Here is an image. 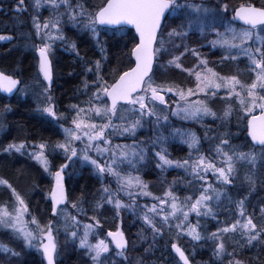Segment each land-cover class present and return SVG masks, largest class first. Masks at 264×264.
<instances>
[{
	"label": "snow or ice",
	"instance_id": "1",
	"mask_svg": "<svg viewBox=\"0 0 264 264\" xmlns=\"http://www.w3.org/2000/svg\"><path fill=\"white\" fill-rule=\"evenodd\" d=\"M85 5L86 0H31V29L18 34L24 47L32 48L38 55V76L47 82V87L33 92L37 104L35 110L59 125L63 140L54 144L48 141H13L2 149L6 153L14 151L22 155L27 152L52 178L45 199L50 200L53 218L42 223L31 213L24 196L7 179L0 177V186L10 189L12 198L11 204L7 201L0 203V230L9 232L13 239L22 242L25 249L35 248L42 252L46 264H57V236L61 231L77 249L84 251L91 264H105L113 245L115 255L123 258L122 264H127L129 240L120 224L101 238L102 226L97 215L88 218L91 222H82L78 218L87 213L83 189L81 195L71 202V209L76 214L68 210L67 170L79 160L82 167L91 168V174L101 185L98 198L91 203L93 212L99 213L105 206H111L114 217H120L126 211H131L133 216L139 214L143 226L136 236L141 242H147L145 230L151 229L152 244L145 249V253L154 251L157 238L162 237L167 229L169 233L175 232L177 237L186 235L192 242L210 244L214 264H224L225 256L230 258L228 264H246V261L237 258L244 248H264V205L259 209L260 223L257 224L253 219L255 211L247 214L248 195L233 200L226 187H235L233 180L238 173V164L246 166L243 181L248 185L249 194L255 191L258 183L264 185V176L259 175L264 167V6L242 3L235 8L233 17L226 20L218 18L217 9L206 6L203 0L201 3L188 0H101L99 4ZM220 7L223 10L220 15L226 16L229 6L222 4ZM45 8L49 15L41 22L40 10ZM14 11L17 13L13 18L16 26H22L25 22L19 19V14L27 11L25 0H17ZM182 12L184 20L181 24L165 33V22ZM236 21L242 22V25L237 27ZM64 25L89 34L100 58L90 60L81 56L76 42L70 41L65 34ZM129 25L135 29L131 37L132 47L125 53L129 66L124 71L113 69L111 79H106L104 65L108 56L105 42L100 39L101 31L119 33L127 38ZM101 26L105 27L102 29ZM193 31H198L201 37L214 34L215 38L208 43L224 53L220 58L221 66L226 62L236 63L241 57L246 58V70L251 79L242 80L240 76L244 70L239 68L236 74L221 75L209 67V61L197 47L190 48L186 43L183 52L172 55L171 51L181 46L174 41H184ZM13 39L12 35L0 34V41L10 42ZM57 41L67 50L75 52L87 65L83 69L86 76L95 75L94 80L83 82V92L88 95V100L81 102L84 106H69L68 113H75L70 122L68 114L58 113L53 97L49 95L53 83V46ZM189 52L197 63L192 68H182L181 58ZM164 55H170V58L159 64ZM157 67L165 71L172 67L181 69L189 77H194V86L158 81ZM41 84L37 79L20 87L18 78L0 71V90L6 93L17 90L26 94L30 88H40ZM90 88L95 90L89 94ZM170 95L174 97L171 103L167 99ZM218 97L223 101L219 112L211 106ZM10 112V105L0 107V132L7 130L4 121ZM233 115H238V133L231 131ZM172 117L204 127L203 139L218 141L209 149L214 155L201 151L202 140L196 131L173 126ZM206 117H211L213 122L219 121L216 128L204 126ZM148 128L152 132L151 137L137 140L139 131ZM239 134H245L244 141L233 144L232 140L239 139ZM117 137L130 139L131 143L114 144L112 141ZM177 140L187 146L188 152L183 159L174 160L170 158L167 145ZM29 148L31 151H27ZM150 153L155 168L160 172L170 168L182 169L189 177L185 187L190 189L191 194L183 199L177 196L176 179L167 184L161 196L150 192L149 184L140 175L141 168L149 162ZM60 154L64 163L53 171L49 157ZM209 173L215 183L209 181ZM106 178L115 180V190L110 183H105ZM121 193L129 202L121 199ZM138 197H150L154 203L141 205ZM225 199L229 211L233 204L236 209L235 219L230 224L217 219L216 208ZM192 213L196 216L195 224L190 221ZM26 216H31V220H27ZM209 217L223 226L205 234L199 230L200 221ZM225 237L231 240L232 251H228ZM132 246L135 247V242ZM171 249L179 257L177 264L180 261L190 264V257L176 242L171 243ZM0 253L8 260L20 256L5 243H0ZM113 264L116 262L113 261ZM136 264L145 262L138 257Z\"/></svg>",
	"mask_w": 264,
	"mask_h": 264
},
{
	"label": "trees",
	"instance_id": "2",
	"mask_svg": "<svg viewBox=\"0 0 264 264\" xmlns=\"http://www.w3.org/2000/svg\"><path fill=\"white\" fill-rule=\"evenodd\" d=\"M221 1L224 2V0H219V4ZM263 2L264 0H252L251 3L257 6H264ZM206 3V5L214 7L218 4V0H209L206 1ZM16 5L17 0H0V34L12 35L14 37V39L10 42L0 41V71L5 72L6 74H11L14 76V78H18L21 81L20 87H23L24 85H30L34 80L37 79H39L42 84L40 88H30L26 94H21L19 91H16V93L12 96H3L0 94V107H3L6 104L10 105L11 112L9 116V122L11 123V127H14V131L18 133V135H27L30 139H35L37 137H54L56 134L51 130L55 127L56 122L53 123L52 118L50 117L45 118L43 115H41L43 117L42 120V118H39L38 116L37 118L32 114V111H34L35 114L36 112L38 113V111L35 110L37 104L34 99L33 92H38L43 87H47V83L43 82L42 76H38L37 54L32 48H25L23 40L19 39L18 36L20 32H26L31 29V15L33 14L31 0H25V7L27 8V11L19 14V19L23 20L25 23L19 27L16 26L15 20L13 19L17 16V13L14 11ZM173 24H179L177 18H171L168 22L166 21L165 29H168L169 27L172 28ZM69 27L66 28L65 34L70 40L76 42L80 55L90 60L97 59L100 53L99 50L96 49L94 41L90 39V35L79 33ZM128 30L127 38L121 36L119 33L113 34L110 32L106 33L103 30L101 31L100 38L103 42H105L108 56V62L104 65V74L106 70L108 73L112 72L113 69L124 71L129 66V60L125 53H127L128 49L132 47L133 41L131 37L134 35V33L132 30ZM121 40L127 41V44L123 45ZM176 41V44H180L181 46L178 49L171 51L172 55H176L178 52H183V45L185 43L190 48L197 47L202 55H206L204 53L205 48L203 47V43L205 44L208 40L204 37H201L197 33H190L184 41ZM34 42L39 43L38 40H35ZM169 47L171 49V46ZM185 55H187L185 60L191 63L192 61L188 59V56L190 57L192 54L189 52ZM54 56L55 58L52 56L53 83L51 85V91L49 92V95L53 97V102L56 105L58 113L68 114L69 120L72 117L71 113H68L69 106L72 104H77L80 101H86L88 99V95L84 94L83 92L82 85L85 80H88L89 82L92 81L90 79H92L93 74H88L87 76L85 75L83 69L87 65L81 62V60L76 56L75 52L67 50L66 46L57 50ZM211 56L215 59L218 58L220 61L221 57H219L217 52H214ZM169 58L170 55H164L161 64L167 61ZM158 63L160 64V61ZM213 64H216V62ZM243 66V64H234L233 66V62H226L223 64V66H221V64H218V66L216 65V69L224 74H231L232 72L236 74L237 68L242 70V68H244ZM177 72L178 71L175 70L174 67L168 68L166 71H160L159 67L156 68V73L160 74V78L168 81L172 78H175ZM245 75L246 73L243 71L240 78L243 79ZM109 78L111 79V76ZM91 90L94 89L90 88L89 94L92 92ZM19 96H23V98L20 99ZM27 98L30 99V103ZM44 119H49L50 122L47 123L44 121ZM60 123L65 122L61 121ZM8 127L10 129V126ZM142 132L143 131L139 132L138 134L140 137H142ZM245 134H241L239 139L244 141ZM53 137L47 139L49 141L55 140ZM129 140L130 139H124V141ZM184 148V146L178 145L175 141L174 143H171L170 146L172 154L177 159H183L184 157L182 156L186 155ZM50 160L52 161L53 166H59V164L62 163V158L60 155H56L55 157L50 156ZM140 172L142 179L150 186L148 190L156 196H160L167 187V184H170L175 178H178V183L175 187L178 193H186V195L191 194L190 189L185 187L187 179L184 178V172L182 169L168 170L166 171L165 175H162V172L155 168L153 160L151 159V154L149 155V162L141 168ZM76 174V176L70 175L66 179V187L69 198L73 197L75 200L81 195V191L83 189L87 201L84 206L88 212L98 216L102 226V235L105 234V230H113L117 224L121 225L122 230L125 231L129 240V247L126 253L128 257L127 264H136L138 257L141 258L145 264H177L178 261L170 249V244L172 242H178L180 244L181 248L185 250L186 255L190 257L192 264H214V262L211 260L212 246L210 244L192 242L191 238L187 237L186 235L177 237L175 232L169 233L167 229L164 230L162 237L157 238L154 251L145 253V249L149 248V246L152 244V235L151 229L148 228L145 230L147 242H141L137 239L136 234L143 226L142 221L139 219V215L133 216L131 214H122L121 217L118 218L114 217V213L107 208H103L99 213L93 212L91 203L99 196L98 190L101 187L100 182L95 176L91 174V170L87 167H82ZM259 175L264 176V171L259 173ZM0 177L7 179L13 185V187L15 186L25 188L29 192L30 188L34 189L35 191L30 194V200L35 204L34 206H36L39 212H45L47 216L46 218H48L50 215V204L48 201H46V199L43 198V193L39 187L43 181L38 169L30 167L26 163L20 162L14 153L1 152ZM114 183L115 182L112 183V186ZM241 185L235 184V187L229 186L226 188V191L232 196L233 200H238L245 195H248L246 204L247 214H252L255 211L253 219L254 222L259 224V209L261 205H264V185H260L258 183L255 191L251 192V194H249L248 185L243 183ZM116 187L117 185L115 184V189ZM9 190L10 189H8L6 186H0V201L4 200L5 196L9 195L7 194ZM146 199L151 200V198L148 197H146ZM227 205L228 201L225 199L221 202L220 206L216 208V211L218 212L217 219L221 222H227L230 224L235 219L236 209L235 205L233 204L231 211H229ZM205 226L208 233H211L215 231L217 227L223 226V224H217L216 220L208 218L206 220ZM166 241L168 242L167 250H165ZM133 242H135V247L132 246ZM225 243L228 246V251H232V242L228 237H225ZM73 245H68L69 248L64 253L63 259L58 260L57 264H81V262L84 261V251L79 250V252H76ZM192 250H194L195 253H192ZM263 255L264 248L258 249V247H246L237 258L240 257L244 261L249 260V264H264ZM228 260L229 257L225 256L224 264H228ZM113 261L115 260H112L109 256L107 263L113 264ZM122 261L123 258L117 257L115 262L116 264H122ZM20 264H42V261L36 259V257H29L26 260L23 259Z\"/></svg>",
	"mask_w": 264,
	"mask_h": 264
},
{
	"label": "rangeland",
	"instance_id": "3",
	"mask_svg": "<svg viewBox=\"0 0 264 264\" xmlns=\"http://www.w3.org/2000/svg\"><path fill=\"white\" fill-rule=\"evenodd\" d=\"M206 1H209V0H203V2L205 3V5L207 4L206 3ZM262 1V0H261ZM101 2V0H87V2H86V5L87 6H89V5H95V4H99ZM181 2H185V0H181ZM188 2H191V3H201V0H188ZM252 2V0H229V1H227V0H224V2H220V4L218 3L217 5H215L214 7L217 9V13H218V18H223V19H226V20H228V19H230V17L232 16V11H233V9L236 7V6H238V5H240V4H242V3H251ZM264 3V2H263ZM222 4H227L229 7H228V10H227V15L226 16H221L220 14H222V8L220 7V5H222ZM219 5V6H218ZM86 6V7H87ZM206 6H208V5H206ZM208 7H210V6H208ZM41 12H42V15L40 16V20H41V22H43V19L45 18V17H47L48 15H49V12H48V10L45 8V9H41L40 10ZM177 18V21H178V25H180L181 24V22H182V20H184V15H183V12L179 15V16H177L176 17ZM66 19V18H65ZM177 25V26H178ZM176 26V27H177ZM237 27H240L239 25H236ZM64 27V31L66 30V28H68L69 26H67V25H64L63 26ZM69 28H71V27H69ZM170 28V27H169ZM168 28V29H169ZM172 28H175V27H172ZM168 29H165V33L168 31ZM219 30L220 31H223V28H219ZM207 31H210V30H207ZM193 33H197V34H199V32L198 31H193ZM200 35V34H199ZM204 38H206L208 41L209 40H211V39H214L215 38V36H214V34H212V35H207L206 37H204ZM101 39V38H100ZM70 40V39H69ZM70 41H72V40H70ZM102 41V40H101ZM122 42V44L123 45H125V44H127V41H125V40H121ZM208 41L204 44L203 43V47L205 48V54L206 55H203L208 61H209V67H213L216 71H218V72H220L218 69H216V65L218 66V64H220V61H219V59L217 58V59H215V58H213L211 55L214 53V52H217V54L219 55V57H222L223 55H224V53L221 51V50H219V49H214V48H212L211 47V45L208 43ZM174 43H177V41L176 42H174ZM94 45H95V43H94ZM65 45H62L59 41H57V42H55V44H54V46H53V58H55V53H56V51L57 50H59L60 48H62V47H64ZM97 49V48H96ZM98 50V49H97ZM178 54H179V52H178ZM178 54H176V55H178ZM234 55H235V53H233ZM210 57V58H209ZM100 58V54L98 55V58L97 59H99ZM185 58H187V55H184L182 58H181V64H182V68H192L193 67V65H195L196 63H197V60H196V58L194 57V56H188V59L190 60V61H192L191 63H189L188 61H186L185 60ZM191 59H193V60H191ZM163 60V56L161 57V59H160V64H161V61ZM214 62H216V64H213ZM163 64V63H162ZM234 64H238V65H244L243 67L244 68H242V70H244V73H246V75H245V77L242 79V80H250L251 79V77L247 74V70H246V65H247V60H246V58H243V57H241L240 59H239V61L238 62H236V63H233V66H234ZM175 69V68H174ZM161 70H163L164 71V69H162V68H160V71ZM175 70H177L178 72H177V75H175V78H172L171 80H169V81H174V82H177V83H179V84H181L182 86H188V87H191V86H194V83H195V81H194V77H189L188 76V74L186 73V72H184V71H182L181 69H175ZM111 73L112 72H110V73H108L107 72V70L105 71V78L106 79H110L109 77L111 76ZM93 74V77H92V79H90V80H94L95 79V75H94V73H92ZM220 74L221 75H231V74H235L234 72H232L231 74H224V73H222V72H220ZM156 79L158 80V81H163L164 79H162V78H160V74L159 73H156ZM95 90V89H94ZM94 90H91V91H94ZM1 94V93H0ZM220 95L221 96H223L224 95V93H223V91H221V93H220ZM168 99V101H169V103H171V101L174 99V97L172 96L171 97V95H170V97H168L167 98ZM88 100V99H87ZM86 100V101H87ZM81 102L82 101H80L79 103H77V104H81ZM81 106H84L83 104H81ZM212 107H213V109L214 110H216V111H220L221 109H222V107H223V101H221L220 99H219V97L212 103V105H211ZM42 115H44V117L45 118H48L47 116H46V114H43V113H41ZM75 113H71V116L72 115H74ZM9 116H10V113L9 114H7V116H6V118H5V123H6V125H7V130L6 131H3V132H0V153L1 152H4L2 149L8 144V143H10V142H13V141H20V140H27V141H29V142H32V141H35V142H40V141H48L49 143H55L56 141H58V140H63V133H62V131H61V129H60V127H59V125L56 123V125H55V127L51 130V131H53V133H55L56 134V136H52L53 137V139H55V140H52V141H49L47 138H52V137H47V138H41V137H37V138H35V139H30L27 135H18V133H16L14 130V127H11V123L9 122ZM70 120L71 119H69V122H70ZM171 120H172V125L173 126H181V127H185V128H190V129H192V130H194V131H196L197 132V134L201 137V140H202V144H201V151L202 152H204L206 155H214V153H211V152H209V149L211 148V147H214V144L215 143H217L218 141H208V140H204L203 138H204V127H201V125L199 124V123H194V122H190V121H185V122H182V121H179V120H177L176 118H174V117H172L171 118ZM52 122L53 123H55V121H53L52 120ZM237 122H238V115H233V117H232V119H231V131L233 132V133H238V129H237ZM219 123V121H216V122H213V120H212V118L211 117H206L205 118V120H204V126L205 127H212V128H216V125ZM8 126H10V129H9V127ZM65 126H68V124H65ZM12 128V129H11ZM141 131H143L142 132V137H140L139 135H137V137H136V139L137 140H141V139H144V138H148V137H151V135H152V132H151V130H150V128H148V129H146V130H140L139 132H141ZM220 131H223V129H220ZM165 134L167 135V130H165ZM209 135L211 136L212 135V133H209ZM241 134H239V136H240ZM249 140H250V138H249ZM114 144L115 143H131V140H129V141H124V138H122V137H117V138H114L113 139V141H112ZM175 142H177V144L178 145H180V146H184L185 148V153H186V155H187V152H188V149H187V146L186 145H182V144H180L179 143V141L177 140V141H175ZM243 141L242 140H240V139H233L232 140V143L233 144H240V143H242ZM171 143H174V141L173 142H169V144L167 145V148H168V151L170 152V158L171 159H174V160H176L177 158L172 154V152H171V149H170V146H171ZM77 146H79V144L77 145ZM158 150V149H157ZM27 151H31V148H29ZM12 153H14L15 155H16V157L20 160V162H23V163H26L27 165H29L30 167H33V168H36V169H38V171H39V173H40V175H41V179H42V181H43V183L39 186L40 187V189H41V191H42V193H43V198L45 199V193H46V191H47V189H48V187H49V185L51 184V182H52V178L47 174V173H45L44 171H43V169L34 161V160H32L28 155H27V152H25V154H20V153H15L14 151L12 152ZM151 154V153H150ZM94 155V154H93ZM185 155V156H186ZM60 156H61V158H62V162L64 161V158H63V156H62V154H60ZM185 156H182V157H185ZM50 158V157H49ZM22 159V160H21ZM152 159V158H151ZM153 160V159H152ZM101 162H103V161H101ZM153 164L155 165V162H154V160H153ZM58 167V165L57 166H53V171H55L56 170V168ZM82 168V166H81V163H80V161L79 160H76L75 161V163L73 164V166L72 167H70V168H68V170H67V172H68V174L69 175H67L66 176V179L68 178V176H70V175H72V176H76L77 174V172L80 170ZM87 168H89L90 170H91V168L90 167H87ZM237 168H238V173H237V176L235 177V179L233 180V184L235 185V184H238V185H241L242 183L243 184H245L244 183V181H243V176H244V172H245V170H246V166L245 165H237ZM172 169H175V168H170V169H168V170H172ZM167 170V171H168ZM179 170V169H178ZM127 171V170H126ZM183 171V170H182ZM262 171H264V167H262L261 168V170H260V173H262ZM165 173H166V171L165 172H162V175H165ZM140 175H141V172H140ZM183 176H184V178L185 179H189V177H187L184 173H183ZM72 178H74V177H72ZM176 180L178 179V178H175ZM208 179H209V181L210 182H213V183H215V179H214V177L212 176V174L211 173H209L208 174ZM105 182H106V184L107 183H110V185L112 186V183L113 182H115V180L114 179H112V178H106V180H105ZM170 182H171V180H170ZM180 183H182V182H180ZM115 184L116 183H114L113 184V186H112V189L113 190H115ZM242 186V185H241ZM15 187V186H14ZM23 187V186H22ZM227 187H229V186H227ZM226 187V188H227ZM231 187V186H230ZM16 189H17V191H19L23 196H24V198H25V200L27 201V203L29 204V208H30V211H31V213L33 214V215H35L42 223H44V222H46L47 220H49V219H52L53 217H51L52 215H51V205H50V208H49V213H50V215L48 216V218H46L47 216H46V214H45V212L44 213H41V212H39V210L36 208V206H34L35 204L33 203V202H31V200H30V194L31 193H33L35 190L34 189H32V188H30V192L28 191V190H26L25 188H20V187H15ZM175 192H176V195L177 196H179L181 199H183L185 196H186V193L185 194H179L178 193V191H177V189H175ZM7 194H9V195H7V196H5V198H4V200H2V201H0V203H4L5 201H7L9 204H11V202H12V198H11V191L9 190L8 192H7ZM163 194V193H162ZM161 194V195H162ZM199 193H197L196 195H198ZM160 195V196H161ZM120 196H121V199H124V201L127 203V202H129L128 200H127V198L126 197H124V195L121 193L120 194ZM148 198H150V197H148ZM194 198V197H193ZM74 200V198L73 197H71V198H69V204H68V210L69 211H71L72 212V214L73 215H75L76 213H75V211L74 210H72L71 209V202ZM46 201H48V202H50V200H46ZM138 202H139V204H141V205H143V204H148V205H151L152 203H154V201L151 199V200H149V199H146V197H138ZM50 204V203H49ZM85 207V206H84ZM105 209L107 208L108 210H110L111 212H113L112 210H111V206H105L104 207ZM38 210V211H37ZM37 211V212H36ZM114 213V212H113ZM128 215V214H131L132 215V213H131V211H126V212H123V213H121V215ZM137 215H139V214H137ZM91 216H93V214L91 213V212H88L87 211V213H86V215H83V216H79L78 218L82 221V222H91L88 218L89 217H91ZM121 217V216H120ZM120 217H118V218H120ZM210 218V217H209ZM26 219L27 220H31V216H26ZM157 219H159V218H157ZM208 219V218H207ZM207 219H201V221H200V223H201V228L199 229L202 233H208V231L206 230V220ZM190 221H191V223H193V224H195L196 223V216H195V214L194 213H192V214H190ZM176 221H172V223H175ZM115 230V229H114ZM80 231L82 232L83 231V229L81 228L80 229ZM102 231V230H101ZM100 231V237L101 238H103L104 237V235H106V234H104V235H102V232ZM190 238V237H189ZM57 241H58V245H59V252H58V255H57V261L58 260H60V259H63V256H64V253L66 252V250L69 248V244H71V245H73V243L72 242H70V241H68V239H67V237L64 235V233H63V231H61L59 234H58V236H57ZM78 242V241H77ZM93 242H95V238H93ZM0 243H5V244H8L10 247H12V248H14L15 249V251H17V252H19L20 253V256L18 257V258H12L11 260H8V259H6V257L4 256V254L3 253H0V264H19L23 259L24 260H26L27 258H34V257H36V259H38V260H43V263H44V259H43V255H42V252H39V251H37L35 248H32V249H25L24 248V246H23V244H22V242H19V241H17V240H15V239H13L12 238V236L10 235V233L9 232H7V231H5V230H0ZM179 246H180V244L178 243V242H176ZM74 247H75V245H73ZM112 249H113V251H112V253H111V255H109L110 257H111V259L113 260H115L116 261V258H117V256L115 255V250H114V248H113V246H112ZM75 250H76V252H79V249H77L76 247H75ZM195 253V251L194 250H192V253ZM83 256H84V261H82L81 262V264H91V261H90V259L85 255V253L83 254ZM109 256L107 257V259H106V262H105V264H108L107 263V261H108V258H109ZM264 256V255H263ZM230 259V258H229ZM239 259H241L242 260V258H240L239 257ZM228 263V262H227ZM246 264H249V260H246Z\"/></svg>",
	"mask_w": 264,
	"mask_h": 264
},
{
	"label": "water",
	"instance_id": "4",
	"mask_svg": "<svg viewBox=\"0 0 264 264\" xmlns=\"http://www.w3.org/2000/svg\"><path fill=\"white\" fill-rule=\"evenodd\" d=\"M244 4H252V3H244ZM252 5H254V6H256V7H260V6H257V5H255V4H252ZM239 6V5H238ZM238 6H236V7H238ZM235 7V8H236ZM235 8L233 9V12H232V17H233V15H234V10H235ZM231 17V18H232ZM236 24H238V25H242V22H240V21H236ZM101 27H105V26H101ZM128 28H130V29H132L133 30V32L135 33V29L134 28H132V26H127ZM133 63H134V61H133ZM126 70V69H125ZM1 92H3L4 94H6V95H11L13 92H14V90H13V92L12 93H6V92H4V91H2V90H0ZM51 205V204H50ZM108 231H110V230H106V232H105V234L108 232ZM112 231H114V230H112ZM113 247H114V245H113ZM183 250V249H182ZM175 254V253H174ZM176 255V254H175ZM177 256V255H176ZM177 258L179 259V257L177 256ZM180 263L181 264H183V262L182 261H180ZM190 264H191V262H190Z\"/></svg>",
	"mask_w": 264,
	"mask_h": 264
},
{
	"label": "bare ground",
	"instance_id": "5",
	"mask_svg": "<svg viewBox=\"0 0 264 264\" xmlns=\"http://www.w3.org/2000/svg\"><path fill=\"white\" fill-rule=\"evenodd\" d=\"M15 91H17V90H15ZM19 98L20 99H22L23 98V96H19ZM28 99V101H29V103L31 102L30 101V99L29 98H27ZM32 114L33 115H35L36 117L38 116L39 118H42V120H43V117L40 115V114H38L37 112H36V114H35V112L34 111H32ZM37 117V118H38ZM44 121H45V119H44ZM114 230V229H113ZM106 231V230H105ZM179 246V245H178ZM181 247V246H180ZM114 248V247H113ZM170 249H171V244H170ZM171 252L173 253V255L176 257V259H177V261H179V259L177 258V256L174 254V252L172 251V249H171ZM23 261V260H22ZM42 261V264H46V261H44V263H43V260H41ZM191 262V261H190ZM20 264V263H19ZM179 264H181L180 262H179ZM191 264H192V262H191Z\"/></svg>",
	"mask_w": 264,
	"mask_h": 264
},
{
	"label": "flooded vegetation",
	"instance_id": "6",
	"mask_svg": "<svg viewBox=\"0 0 264 264\" xmlns=\"http://www.w3.org/2000/svg\"><path fill=\"white\" fill-rule=\"evenodd\" d=\"M171 18H173V17H170L168 20H167V22L171 19ZM174 19H176V17H174ZM166 23V22H165ZM177 25L176 24H173V27H176ZM127 29H130V28H128L127 27ZM130 30H132V29H130ZM3 96H8V95H6V94H4L3 92H0ZM16 93V91L14 92V93H12L11 95H9V96H12V95H14ZM38 114H40V115H42L41 114V112H39L38 111ZM44 116V115H43ZM45 121L47 122V123H49L50 122V120L49 119H45ZM62 163H64V161L62 162Z\"/></svg>",
	"mask_w": 264,
	"mask_h": 264
}]
</instances>
